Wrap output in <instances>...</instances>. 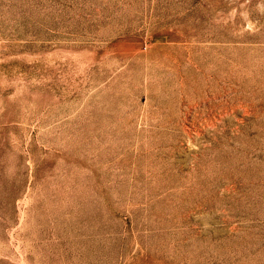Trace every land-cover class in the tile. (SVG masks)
Segmentation results:
<instances>
[{"label": "rangeland", "instance_id": "obj_1", "mask_svg": "<svg viewBox=\"0 0 264 264\" xmlns=\"http://www.w3.org/2000/svg\"><path fill=\"white\" fill-rule=\"evenodd\" d=\"M0 264H264V0H0Z\"/></svg>", "mask_w": 264, "mask_h": 264}]
</instances>
